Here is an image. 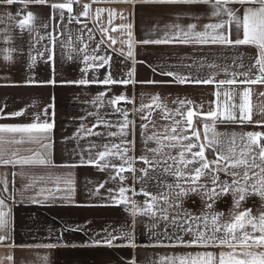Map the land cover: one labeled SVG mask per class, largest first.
Here are the masks:
<instances>
[{"label": "crops", "instance_id": "0c3cea01", "mask_svg": "<svg viewBox=\"0 0 264 264\" xmlns=\"http://www.w3.org/2000/svg\"><path fill=\"white\" fill-rule=\"evenodd\" d=\"M72 2V0H48V4L40 5L35 3L24 4L15 3L13 5H0V107H3L5 117L7 113L18 111L27 107L24 116L0 118V123H32L35 116L39 115L40 121H54V129L48 135L52 138V143L47 149L42 147L43 143H33L27 140V134H23L25 143L8 144L4 147L8 151L6 158H33L37 153L47 155L51 158L48 166L40 165H16L15 167L0 165V194H3V183L7 181L9 194H13L15 202L7 200V207L3 209L9 213L10 221L9 230L0 232V235L6 236L8 239L0 242V264H179V258L212 251L216 254L220 252H229L227 246L221 247H204V246H188L181 244L175 238L176 235L183 236L187 241L194 238L176 229L170 224L167 227V235H165V225L167 222L159 219V209L164 206L163 201H159L155 209L156 216L137 215L131 216L125 211L123 205L113 206L108 200V188L114 191L112 195H118V187L121 184L125 187L135 188L140 191L141 182L138 177L143 175L142 172H135L134 178L120 181V177L116 176L117 169L123 160L118 156H109L106 158L110 165H116V168L109 167L101 171L99 167L86 163L90 152L89 145L94 143L96 148L91 149V155L96 158V153L103 151V145L109 146L120 145L121 140L125 139L120 135L107 136L106 133H118L119 127L116 126L123 122V114L116 112L121 105L132 106L133 111L129 113V119L134 124L129 126V136L126 139L135 137L134 150L129 155L140 157L142 154L147 155L149 159H160V155L152 152H145L142 148L141 129L142 123H149V127L145 135L153 133H164L168 128L169 133L173 126L174 120L185 123L184 116L177 115L176 109L186 114L188 109H193L198 113H207L217 108L219 103L220 111H223L225 104L229 105L230 110L234 111L237 117L240 116L239 105L244 102L243 92L250 89V103L252 105L253 123L247 121H224L221 117L215 121V132L219 133L220 149L227 153L231 146V139L235 137L237 153L239 147L247 142L246 136L242 141L241 136L247 132H264V124L255 123L264 119L259 115V111L264 109V84H223L217 83L209 85H180L174 81L173 77L163 76L160 69L173 71L179 75L199 74L207 76L210 70L206 66L199 68L200 62H215L227 67V72L221 71L215 76V80L232 79L233 71L239 73L245 71L247 66L253 62L257 49L255 46H236L226 47L220 45H183V44H139L137 41L143 39L161 38L164 32L169 31L164 28L165 24L172 23L177 12L185 16L197 17L200 25L216 22L217 19H226L225 17H212L211 9L206 5L191 6L185 10L184 6L160 5L155 3H130L127 0H102L96 3L92 0H79V2H92L93 11L89 17H82L77 23L76 19L69 22V17L75 16L77 13V4L73 3V11L69 13L67 9L63 10L64 20L60 21V11L53 10L50 5L52 3ZM229 7L240 8L241 12L244 7L241 5H229ZM110 9L117 14L122 13L127 19L120 18L119 15L114 16L111 25L108 24V14L103 13L99 21L95 20V9ZM23 14H21L20 12ZM28 11H31L34 20L24 29L19 27V20L23 19ZM19 13V15H17ZM10 14V18H9ZM55 15V20L49 22L50 16ZM239 16L240 13H237ZM200 17H203L202 19ZM133 24V51L134 59H128L126 55H120L123 48L127 52V44H121L120 41H126L127 37L122 31L110 32L117 43L108 46L106 36L102 37L99 26L116 27L121 24ZM181 25H187L193 22L189 19L178 21ZM49 24L48 28L42 27L43 24ZM85 23L87 28L84 27ZM55 25V30L53 28ZM88 29L93 30L95 41L104 39L98 55L111 56L110 67H92L87 73H83L81 68L84 67L81 59L71 61L61 60L57 55L54 67L51 62L45 63V57L38 55L44 51V46L49 45L48 34L52 33L59 37V40H67V34L71 33V44L73 47H82L78 37H83V42L89 44V54L91 49L96 46L95 42L88 40ZM232 31L236 32L235 24L232 25ZM242 32V27L240 29ZM64 32V35H61ZM40 37L44 39L40 40ZM39 40V43L36 41ZM50 46V45H49ZM57 53L60 51V44L56 45ZM72 49L65 47L64 52L67 55ZM10 55L11 60H5V56ZM36 56V62L33 66L31 57ZM239 57H243L244 68H239L232 64V60L236 59L238 65L241 61ZM99 63V62H97ZM187 65H192L191 69ZM155 69V71H153ZM132 70L131 84H102L109 73L114 80L120 81L128 79V72ZM257 69H253L250 74L251 78H255ZM81 78L90 81L87 85H79L71 83ZM237 81L245 79L237 75ZM55 81L51 83L50 81ZM166 81L170 83H143L146 81ZM95 81V82H93ZM219 92L217 98L216 93ZM104 94L101 100H97L99 94ZM124 95L128 97V101L121 100L116 104H110L109 101L118 96ZM159 95L160 101L153 103V97ZM184 101L181 105L179 101ZM95 101V103H93ZM130 101V102H129ZM175 101V102H174ZM141 104H152L151 122L141 120V116L148 114L149 109L144 108L143 111H137ZM6 105V107H4ZM233 106H235L233 108ZM172 113L168 119H164V108ZM48 110V115H44V110ZM88 113H97L98 115H88ZM102 117L104 120L111 122L112 127H93L97 123V119ZM83 118V119H82ZM194 126L201 131V142L206 143L203 137V117L195 115L193 117ZM212 124V121H208ZM153 124L155 125L153 127ZM92 129L96 132L105 133L103 136H89L80 131V126ZM79 131V136L77 132ZM179 131V129H178ZM188 134L191 136L190 130ZM16 138H20L22 134H12ZM39 135V134H36ZM209 139L214 138L213 132L208 133ZM193 142L195 138L193 137ZM165 145L173 143L164 140ZM183 144L188 141H182ZM264 144V138L260 141ZM122 147H132L130 145H122ZM158 145L154 140H150L147 148H157ZM253 151H257V146L253 145ZM182 149L167 148L163 149V153L171 156H178ZM198 148L193 149L197 151ZM115 151V149H113ZM15 154V156H13ZM191 154L186 153V157L190 158ZM206 156L213 158L211 150H206ZM85 163L81 164V160ZM52 161L56 166L52 165ZM259 162V161H258ZM101 164L105 161H100ZM168 163H172L171 160ZM79 165L76 167H67L64 165ZM135 164H143L142 169H148L151 179H147L144 189L153 195H159L161 192L167 191L164 184L173 183L177 178L166 173L162 174V169L152 170L143 161L137 159ZM182 167V166H181ZM191 167V166H189ZM243 172V168L237 169ZM187 171V170H185ZM258 171V169H257ZM15 173V175H14ZM132 172H123L122 174H131ZM109 176H115V180L109 179ZM57 178L60 180L61 188L74 187L72 193L73 200L71 202L61 199L46 198L47 193L36 196L41 188L54 189ZM221 179L230 177L221 173ZM73 181L72 185H68L65 181ZM107 180L104 187L99 188V184ZM202 182H207V177L201 178ZM251 183V181L249 182ZM26 184H33V188L24 191ZM188 187V185H184ZM99 189V194L95 193ZM132 196L131 191L127 193ZM35 197L37 202L32 199ZM137 204L144 205L145 196L136 195L132 197ZM147 198V197H146ZM150 200V198H149ZM148 200V201H149ZM232 205V197L226 196L219 200L216 205V211L224 212L225 216L219 221L220 224L229 222L231 217L228 215ZM251 208L253 215H259L264 211V200L259 196L253 195L243 202L240 209ZM183 208L189 210L195 215H201L205 211L203 203L199 196H192L185 200ZM208 228L213 227L210 211L207 210ZM174 213L169 210V217ZM135 221L134 241L129 244L126 237L115 239L111 246L103 242L108 232L113 236L121 237L128 230V225ZM182 223L183 221H178ZM191 223V222H190ZM157 224L158 227L152 229L157 235H152L146 225ZM199 224V229L204 230V223ZM195 224L193 227L195 228ZM185 224L184 227H188ZM75 229V230H70ZM107 229V232L104 231ZM249 231L251 227L248 226ZM210 234V233H209ZM258 235V233H256ZM217 235H223L217 233ZM169 236L172 238L169 239ZM100 240V244L93 241ZM52 243L56 247L49 248L45 245ZM24 247H21V246ZM264 250V249H253Z\"/></svg>", "mask_w": 264, "mask_h": 264}, {"label": "snow or ice", "instance_id": "6c2138e0", "mask_svg": "<svg viewBox=\"0 0 264 264\" xmlns=\"http://www.w3.org/2000/svg\"><path fill=\"white\" fill-rule=\"evenodd\" d=\"M92 2H102V0H92ZM92 2L83 4V11L80 13L83 17H89L90 13L93 11ZM130 3H155L160 5H175V6H184L185 10L191 8V6L196 5H206L211 9L212 17H225L226 19H217L216 22H210L203 25H200L197 22V17L185 16L180 12H177L176 17L172 23L164 25V28L169 31L164 32L161 38L156 39H143L137 41L139 44H155V45H168V44H183V45H220L226 47H236V46H255L257 52L253 57V62L247 66L245 71L239 73L233 71L231 73L232 79H220L215 80V76L219 75L221 71L227 72V67L213 62H200L199 68H204L205 66L209 68L210 71L207 76H200L199 74L189 75H179L176 72L160 69V74L163 76L173 77L174 81L178 82L180 85L192 84V85H209L217 83L219 85L223 84H236L237 82L242 84H264V0H127ZM15 3L24 4L25 8L29 3H35L40 5L48 4V0H0V5H13ZM73 3L79 4V0H72V2H63V3H52L50 5L53 10L60 11V21L64 20L63 10L67 9L69 13L73 11ZM229 5H241L247 6L244 7L241 12L240 8L229 7ZM107 12L108 14V24L111 25L112 19L114 16L119 15L122 19H127L122 13L117 14L113 10L97 8L95 9V20L99 21V18L103 13ZM237 13H240L238 16ZM19 15V13H17ZM10 18V14H9ZM201 19L203 17H200ZM74 18L69 17V22ZM77 23H81L78 18H75ZM182 19H189L193 22L188 23L187 25H181L178 21ZM34 20L33 13L28 11L23 19L19 20V27L24 29L25 26L30 25ZM55 20V15L50 16L49 22ZM235 24L236 32L232 31V25ZM49 24L45 23L42 25L44 28H48ZM87 28V24L84 25ZM242 27V32L240 31ZM55 30V25H53ZM133 24L131 22L127 24H121L116 27H105L103 25L99 26V31L102 37L107 38L108 46L111 47L117 43V40L110 35V32L122 31L127 37L126 41H120L121 44H127V52L125 53L123 48L120 50V55H126L128 59H134L133 51ZM89 35L88 40L95 42L96 46L91 49V54H89V44L83 42V37H78L82 47H73L71 44V33L67 34V40H59V37L49 33V45L44 46V51L39 52L38 55L45 57V52L48 53V56L44 59L45 63L51 62V66L54 67L57 55L61 60H74L81 59L84 67L81 68L83 73H87L89 68L92 67H104L106 64L110 67L111 56L108 55H98L101 45L104 44V39L95 41V37L92 29H88ZM64 32H61V35H64ZM40 40L44 37H40ZM39 43V40L36 41ZM57 42L60 44V51L57 53L56 45ZM68 47L72 49L67 55H65L64 48ZM5 60L10 61L11 56H5ZM33 66L36 62V56L31 57ZM241 61L238 65L236 64V59L232 60V64L236 65L239 68H244L243 57H239ZM99 62V63H97ZM191 69L192 65H187ZM253 69H257V74L255 78H251L250 74ZM155 71V69H153ZM128 79H123L120 81L114 80L109 73L106 79L99 81V83L108 85V84H131L134 81L131 79L132 70L128 72ZM237 75L246 77L237 81L235 78ZM55 83V81H50ZM95 82V81H93ZM166 81H146L143 83H170ZM71 83H77L79 85H87L90 83L89 80L81 78L78 81H71ZM104 94H99L96 98L101 100V105L103 101L101 97ZM219 92L216 93L217 98L219 97ZM261 96H264V93H261ZM124 100L128 101V97L121 95L115 99L109 101L110 104H116L119 101ZM244 102L239 105L240 116L237 117L236 113L230 110L229 105L225 104L223 111H220L219 103H217V108L215 110H210L207 113H198L193 109H188L186 114L181 112L179 109H176V114L184 116L186 125L184 122L179 120L173 121V126L171 127L170 133L168 128H165L164 133L158 134L153 133L152 135H145L148 130L149 123H142L140 125L141 129V142L142 148L145 152H152L155 155H160V159H156L155 156L153 159H149L147 155H141L140 157H135L134 155H129L130 151L134 150L135 146V137L129 140L126 139L129 136V126L134 124L132 120L129 119L128 113L120 108L115 109L116 112H123V122L116 125L119 127L118 133L108 132L107 136H116L120 135L125 139L121 140L120 145L113 144L111 146L105 144L102 147L103 151L96 153V158H93L91 155V149L96 148L97 145L92 143L89 145L90 155L86 161L89 165H94L99 167L101 171L108 169L109 167L116 168V165H110L106 158L109 156H118L123 160V164L119 166L116 172V176L120 177V181L124 180V176L121 175L123 172H132L137 171L142 172L143 175L138 177V181L141 182L140 191L137 192L135 188L125 187L121 184L118 187V195H112L113 189L108 188L109 193L108 200L113 206L123 205L125 211L129 212L131 216L135 217L137 215H149L156 216V207L159 201H163L164 206L159 209L160 216L159 219L167 222L165 225V235H167V227L170 224L173 226L174 232L176 229H179L181 232L193 236L185 241L183 236L176 235L175 238L180 241L181 244H187L188 246H204V247H221L227 246L231 249L229 252H220L216 254L212 251H206L203 253H196L194 256L189 255L187 257L179 258V264H264V250H253L255 249H264V211H261L259 215H253L251 208H244L242 211H236L241 208L243 202H246L247 198L253 195L259 196L264 200V144H261L260 141L264 138V132H247L241 136L243 141L246 136L247 142L239 147L237 153V146L235 144V137L231 139V146L228 148L227 153L223 152L219 145L220 140L218 139L219 133L215 132V121L219 120L221 117L224 121H236L239 119L241 122L247 121L253 123L252 117V105L250 103V89L243 92ZM160 101L159 95L153 97V103L160 106L158 102ZM130 102V101H129ZM175 102V101H174ZM95 103V101H93ZM181 105L184 104V101H179ZM6 107V105L4 106ZM235 106H233L234 108ZM144 108H148L149 112L145 116H141V120L151 122V114L153 105H144L141 104L140 108L137 111H143ZM27 112V107L18 111H13L7 113L5 117L3 112V107H0V118H10V117H20L24 116ZM44 115H48V110H44ZM88 115H98L97 113H88ZM172 113L164 108V119H168ZM195 115H200L203 117V137L206 143L201 142V131L198 127L194 126L193 117ZM259 115L264 117V109L259 111ZM83 119V118H82ZM208 121H212V124H209ZM255 123L264 124V119L256 121ZM103 125L104 127H112L114 125L111 122L104 120L102 117L98 116L97 123L93 127H99ZM54 121L48 122L47 120L40 121L39 115L35 116V120L32 123H0V165L3 166H13L16 165H40L48 166L51 158L44 154L37 153L33 158H6L8 156V151L4 147L8 144H23L25 143V138L23 134H27V140L33 143H41V141H47L43 143L42 147L47 149L52 143V138L48 134L51 133L54 129ZM155 125L153 124V127ZM179 129V131H178ZM190 130L191 136L188 134ZM212 131L214 138L209 139L208 133ZM80 131L84 132L85 135L89 136H103L105 133L96 132L92 129L85 128L84 125L80 126ZM12 134H22L20 138H16ZM39 134V135H36ZM79 136V131L76 134ZM195 138L193 142L192 138ZM150 140H154L158 145L157 148L149 149L147 144ZM164 140L173 142L165 145ZM182 141H188V143L183 144ZM122 145H130L132 147H122ZM253 145L257 146V151H253ZM167 148H177L180 147L182 150L178 153V156H171L169 154L163 153V149ZM198 148L197 151L193 149ZM115 149V151H113ZM206 150H211L213 158L209 159L206 156ZM186 153H190V158L186 157ZM15 156V154H13ZM139 159L143 161L144 164L148 165L149 168L155 170L157 168L162 169V174L166 173L177 179L173 183L165 182L164 186L167 189L165 192H161L159 195H153L152 193L144 189V184L147 183V179L152 177L148 174V169H135L133 167L134 162ZM171 160L172 163H168ZM100 161H105L101 164ZM259 161V162H258ZM81 164H84L85 161L82 159ZM52 165L54 161H52ZM67 167H76L79 165H64ZM182 166V167H181ZM191 166V167H189ZM243 168L241 174L237 169ZM258 169V171H257ZM187 170V171H185ZM221 173L225 176L230 177L231 179H221ZM15 175V173H14ZM207 177V182H202L201 178ZM147 178V179H146ZM109 179L115 180V176H109ZM251 181V183H249ZM108 181L105 180L99 184V188L104 187V184ZM66 184L72 185L73 181H65ZM184 185H188L185 187ZM33 184H26L23 188L24 191L29 188H33ZM75 191L74 187L70 188H61L60 180L57 178L56 186L54 189H44L41 188L39 192L36 193V196H41L47 193L46 198L51 199H61L71 202L73 200L72 193ZM131 191L132 196H128L127 193ZM96 194H99V189L95 190ZM136 195H143L147 198H150L149 201H146L144 205L137 204L132 198ZM192 196H199L203 207L205 209L201 215H195L187 209L183 208V204L186 199ZM231 196L232 205L229 209L228 215L231 217L229 222L220 224L219 221L222 217L225 216L224 212L216 211L215 205L223 197ZM7 200H12L15 202V197L13 194H9L7 187V181L3 183V194H0V232L8 231L10 221L8 219L9 213L4 211L7 207ZM34 202L35 197L32 198ZM172 210L174 213L169 217V210ZM210 211L211 221L213 227L208 228V211ZM183 221L182 223L178 221ZM191 222V223H190ZM195 222L204 223V230L199 229V224ZM185 224H188V227H184ZM195 224V228L193 227ZM248 226L251 227V231L247 230ZM149 232L152 235H157L153 232L152 229L158 227L157 224L146 225ZM75 230V229H70ZM134 230H135V221L133 220L130 225H128V230L124 233V236L116 237L107 233V236L104 238L103 242L111 246L113 241L118 238L126 237L129 241V244H132L134 241ZM107 232V229H104ZM223 235H217L221 233ZM210 233V234H209ZM258 233V235L256 234ZM172 237L169 236V239ZM8 238L4 235H0V242H4ZM93 243L100 244V240L93 241ZM49 248L56 247L55 244L49 243L45 245ZM21 247H24L23 245ZM134 264V262H133Z\"/></svg>", "mask_w": 264, "mask_h": 264}, {"label": "built area", "instance_id": "2783aa9c", "mask_svg": "<svg viewBox=\"0 0 264 264\" xmlns=\"http://www.w3.org/2000/svg\"><path fill=\"white\" fill-rule=\"evenodd\" d=\"M83 4H85V3L84 2H79V4H77V13L74 16V19L75 18L80 19V18L83 17L82 15H80V13H82V11H83ZM18 12H20V11H18ZM20 13L23 14L22 12H20ZM118 108L125 110L128 114L133 111L132 106H129V105H121ZM120 113L123 114V112H120ZM143 167H144L143 164H135V166H134V168L137 169V170L142 169ZM134 175H135L134 173L122 174V176H124V180L130 179V178H134ZM148 200H149V198H146V197L143 199V201H145V202L148 201Z\"/></svg>", "mask_w": 264, "mask_h": 264}, {"label": "trees", "instance_id": "16d2710c", "mask_svg": "<svg viewBox=\"0 0 264 264\" xmlns=\"http://www.w3.org/2000/svg\"><path fill=\"white\" fill-rule=\"evenodd\" d=\"M62 1H65V0H62Z\"/></svg>", "mask_w": 264, "mask_h": 264}]
</instances>
